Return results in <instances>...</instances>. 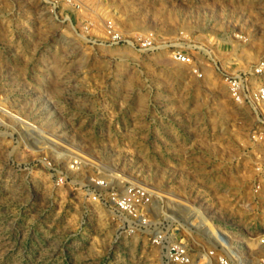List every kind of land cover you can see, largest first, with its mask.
I'll list each match as a JSON object with an SVG mask.
<instances>
[{
    "label": "rangeland",
    "instance_id": "rangeland-1",
    "mask_svg": "<svg viewBox=\"0 0 264 264\" xmlns=\"http://www.w3.org/2000/svg\"><path fill=\"white\" fill-rule=\"evenodd\" d=\"M234 82L264 83V0H0V264H262Z\"/></svg>",
    "mask_w": 264,
    "mask_h": 264
},
{
    "label": "built area",
    "instance_id": "built-area-1",
    "mask_svg": "<svg viewBox=\"0 0 264 264\" xmlns=\"http://www.w3.org/2000/svg\"><path fill=\"white\" fill-rule=\"evenodd\" d=\"M176 58L177 60H180L182 62L185 61L184 56H182L181 54H177ZM255 72L259 73L260 70H257ZM243 88L245 89V92H243L241 96L238 90L243 89ZM232 89H233V95L236 96L235 100H237L240 103H242L243 101L248 102L255 110V113L261 116L262 119L260 120V122L264 124V111L256 108L255 106L259 103L264 105V83L261 84L257 89L251 91L249 90L246 84L244 85L242 82H240V84L237 82H234V84H232ZM122 209H125V208L122 207ZM259 242L262 247V256H263V259L261 260V262L262 264H264V236L259 240Z\"/></svg>",
    "mask_w": 264,
    "mask_h": 264
}]
</instances>
